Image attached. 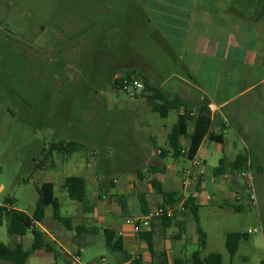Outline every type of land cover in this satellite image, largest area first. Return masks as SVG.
I'll use <instances>...</instances> for the list:
<instances>
[{
  "label": "crops",
  "instance_id": "0c3cea01",
  "mask_svg": "<svg viewBox=\"0 0 264 264\" xmlns=\"http://www.w3.org/2000/svg\"><path fill=\"white\" fill-rule=\"evenodd\" d=\"M132 1L129 8L134 16H130L127 24L96 22L81 28L78 35L80 54L86 53L85 47L93 46L95 55L89 59L95 65L110 68L111 64H117V69L110 73L113 83L124 74L141 77L169 99L180 96L192 115L204 102H208L214 120L210 133L221 136V143L204 139L195 156L204 165L194 167L187 155L186 137H182L181 145L187 153L173 156L168 144L172 129L167 131L158 127L148 134L146 139L150 148L144 147L143 150L136 140L131 143L111 131H108L111 134L109 138L92 134L83 140L87 147L82 155V164L77 166L81 170L78 176L87 182V204L85 207L81 204L79 216L67 217L74 228L83 226L89 231L99 227L111 228L122 236L131 260L124 262L122 256L117 255L116 264H130L135 260H139V264H158L161 261L159 255L163 252L173 264L175 258L185 260L193 253H189L188 246L185 247L187 243L197 249L199 247L198 236L194 237L188 226L189 212L178 216L169 227L162 220L152 223L147 233L153 234V252L141 235L135 234L126 224V219L144 214L140 195L145 197L149 211L163 205L164 198L153 187L152 180H157L164 190L179 194L184 176L190 171L191 180L186 190L198 207L230 204L243 209L251 205L245 182L239 174L226 173L216 177L215 169L222 159L232 163L243 154L238 150L236 139L229 135V129L238 125L240 116V107L235 105L240 101L246 103L248 100L244 102V99L252 93L256 94L254 98L264 100V5L261 0H255L256 3L249 7L250 14H247V0ZM176 112L178 118L184 110ZM147 126L150 127L149 124ZM192 131L193 123L189 125L188 133ZM238 133L241 134L240 130ZM135 137L139 138L138 135ZM125 149L130 153H123V161L100 158V152L109 156L113 150ZM62 155L55 154V167L43 166L35 170L44 175L43 183L54 184L55 190L58 185L65 191L62 185L67 177L63 174L64 167L58 165ZM125 157L138 158L141 165L138 169H128ZM151 170L156 173H148ZM138 171L145 176L139 178ZM122 202L126 204V216ZM34 210L35 206L27 214L32 215ZM262 221L264 217L259 219L264 231ZM181 224H184L185 231L178 234ZM35 227L53 243L57 255L39 250L31 254L27 264H72L74 253L79 252L72 247L77 237L74 230L67 229L53 215L46 216L45 221ZM30 233L24 237H11L7 243L0 233V241L10 249H14L16 244L28 249L33 242V232ZM83 234L90 233L84 232L79 236ZM189 234H193V239ZM0 264L9 263L0 260Z\"/></svg>",
  "mask_w": 264,
  "mask_h": 264
},
{
  "label": "rangeland",
  "instance_id": "374dc122",
  "mask_svg": "<svg viewBox=\"0 0 264 264\" xmlns=\"http://www.w3.org/2000/svg\"><path fill=\"white\" fill-rule=\"evenodd\" d=\"M132 2L0 0L1 206L12 200L17 210L27 213L33 209L39 197L37 187L45 180L35 170V164H41L40 157L52 143L75 141L86 149L83 140L92 134L109 138L112 133L131 143L136 140L141 150L149 149L148 134L158 127L171 131L177 122L175 110L162 118L150 111L145 97L132 99L123 92L118 93L110 74L117 69V64H111L110 68L95 65L89 59L95 55L93 46L85 47L83 56L78 49V35L84 25L127 24L130 16H134L129 8ZM253 96L256 94L248 95L244 99V102L248 100L246 103L240 101L235 105L240 107V116L238 125L229 129V135L250 160L258 208L250 205L235 211L229 206L204 205L198 209L199 224L207 236L204 255L220 253L224 264L264 263V231L259 222L264 217V100ZM85 151L60 156L58 165L64 167L65 177L81 175L77 166ZM123 153L130 150H113L109 156L105 152L99 154L100 158L120 162L124 159ZM125 159L128 169H138L141 165L138 158ZM55 196L63 216H79L81 204L72 201L58 185ZM52 215L50 206L46 216ZM188 223L197 237V222L191 212ZM230 232L245 235L233 257L226 248V235ZM0 233L4 243L13 237L6 225L0 226ZM193 234H189L191 239ZM189 244L185 247L192 253L197 247ZM72 247L79 251L83 264L95 263L103 256L117 262V254L105 246L101 227L97 233L77 235Z\"/></svg>",
  "mask_w": 264,
  "mask_h": 264
},
{
  "label": "trees",
  "instance_id": "16d2710c",
  "mask_svg": "<svg viewBox=\"0 0 264 264\" xmlns=\"http://www.w3.org/2000/svg\"><path fill=\"white\" fill-rule=\"evenodd\" d=\"M254 1L255 0H247L245 5L247 6L245 7V9H247V14H250L248 11L250 9L249 7L256 3ZM261 2L264 5V0H261ZM145 84L146 90L143 97H146L151 112L158 114L162 118H167L171 110H184L183 115L178 116L176 124L172 128L171 133L168 135V144L173 156L178 157L183 155V149L181 145L182 137H186L188 140L189 152L187 155L190 160L196 156L198 149L200 148L204 139L209 138L214 142L221 143V136L216 137L210 133V130L214 125V120L208 102H204L196 110V112H194V115H192V111L188 109V105L180 96H175L172 99H169L167 95L161 90L151 87L147 82H145ZM191 123H193V131L188 133V128ZM81 150L86 149L75 141L52 143L48 148H45L44 153L42 154L43 160L41 164H35V169H40L43 166H47V164H49L51 167H55L56 163L54 157L57 153L66 156H72L74 153H77ZM248 163H250V160L245 154L238 155L232 163H229L226 159H222L220 164L215 169V176L219 177L226 173L239 174L248 167ZM148 173L152 174L156 172L151 170ZM137 175L139 178H143L145 176V174L141 171H138ZM151 184L157 190V192L163 196V205L174 206L180 201L179 195L175 191L164 190L157 180H152ZM54 188V184L52 183H43L37 187L39 197L32 215L13 208L12 200H7L5 205L0 206V226L5 224L10 235L18 238L26 236L30 231L33 232V242L28 249H25L21 244H16L14 249H10L6 244L0 241V260L8 262L9 264H27V260L31 254L39 250L53 252L57 255V251L55 250L53 243L45 236V234L35 227L37 223H43L45 221L46 209L50 206L53 208L54 219L69 230L75 229L77 235H80L84 232L95 233V231H98L97 228H93L89 231L83 226H77L74 228L72 226L71 219L61 214L60 201L55 196ZM62 188L66 191L72 201L82 204L84 207L86 206L88 193L87 182L84 177L69 176L64 180ZM139 201L144 210V214L149 213L147 208L148 204L143 195L139 196ZM121 207L124 211V216H126V204L122 202ZM229 207L233 208L235 211H240L242 209L239 206L230 204ZM185 208L187 212H191L193 214L195 221L197 222L199 247L185 260L175 258L173 264H224L223 256L220 253H209L207 255H203L206 249L207 236L199 224V207L193 197H189L188 201L185 203ZM158 220H162L166 227H169L174 221L172 219L166 218ZM184 231L185 226L184 224H181L179 227V234H182ZM103 233L106 248L111 252L122 256V261H130L131 256L125 249L124 239L122 236H120L115 230L111 228H103ZM152 235L153 234L151 233H144L141 234V237L149 244V248L153 252L154 249L151 240ZM244 239L245 235L239 232H230L226 235V248L230 256L233 257L236 255ZM159 256L161 261L158 264H171L166 253L163 252ZM139 263V260H135L130 264Z\"/></svg>",
  "mask_w": 264,
  "mask_h": 264
},
{
  "label": "built area",
  "instance_id": "2783aa9c",
  "mask_svg": "<svg viewBox=\"0 0 264 264\" xmlns=\"http://www.w3.org/2000/svg\"><path fill=\"white\" fill-rule=\"evenodd\" d=\"M114 85L118 93L123 92L132 99L143 97L146 90L145 80L135 75H120L116 78ZM156 153L161 154V151H157ZM182 153L186 154L187 152L186 150H183ZM95 155L96 154H94V156ZM191 161L194 167H202L204 165V162L198 157H194ZM190 172L184 176L183 185L178 194L180 201L177 204L174 206L160 205L149 211L147 214L126 219V224L131 226L135 234L141 235L149 232L152 228V223L155 220L162 218L175 220L178 216L183 215L186 212L185 203L189 199L186 188L191 180L189 176ZM239 176L245 182L251 206L258 208V198L251 163H248V167L244 171L240 172ZM72 264H83L79 252L74 253L72 257ZM92 264L116 263L110 262L105 256H103L97 262Z\"/></svg>",
  "mask_w": 264,
  "mask_h": 264
}]
</instances>
